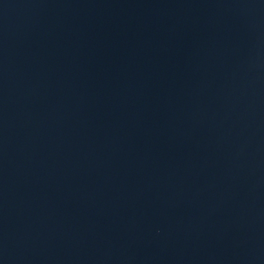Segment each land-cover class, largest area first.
<instances>
[{"label":"water","instance_id":"1","mask_svg":"<svg viewBox=\"0 0 264 264\" xmlns=\"http://www.w3.org/2000/svg\"><path fill=\"white\" fill-rule=\"evenodd\" d=\"M0 264H264V0H0Z\"/></svg>","mask_w":264,"mask_h":264}]
</instances>
